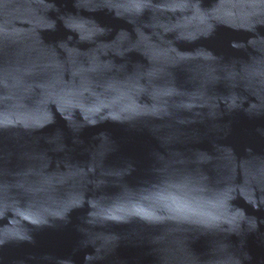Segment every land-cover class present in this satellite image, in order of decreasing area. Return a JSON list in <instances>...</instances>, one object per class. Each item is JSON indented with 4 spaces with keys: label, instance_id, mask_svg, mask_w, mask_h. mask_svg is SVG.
I'll return each instance as SVG.
<instances>
[{
    "label": "water",
    "instance_id": "water-1",
    "mask_svg": "<svg viewBox=\"0 0 264 264\" xmlns=\"http://www.w3.org/2000/svg\"><path fill=\"white\" fill-rule=\"evenodd\" d=\"M216 264H264V0H131Z\"/></svg>",
    "mask_w": 264,
    "mask_h": 264
}]
</instances>
